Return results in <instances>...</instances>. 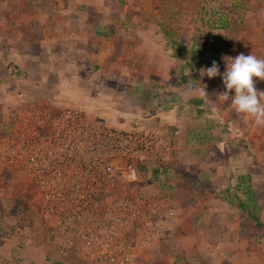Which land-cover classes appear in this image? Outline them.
Instances as JSON below:
<instances>
[{
  "label": "crops",
  "instance_id": "obj_1",
  "mask_svg": "<svg viewBox=\"0 0 264 264\" xmlns=\"http://www.w3.org/2000/svg\"><path fill=\"white\" fill-rule=\"evenodd\" d=\"M182 5L184 23L166 19L161 0H0L1 113L2 97L36 86L47 109L76 107L124 130L162 128L173 151L147 165L165 198L162 264H264V132L217 100L221 76L200 75L213 61L223 73V57L238 55L220 51L228 27L215 36L199 25V7ZM36 230L0 236V264L79 262Z\"/></svg>",
  "mask_w": 264,
  "mask_h": 264
},
{
  "label": "built area",
  "instance_id": "obj_2",
  "mask_svg": "<svg viewBox=\"0 0 264 264\" xmlns=\"http://www.w3.org/2000/svg\"><path fill=\"white\" fill-rule=\"evenodd\" d=\"M173 146L160 127L124 130L76 107L30 104L0 138V177L23 175L57 254L86 264H140L165 237V198L134 185Z\"/></svg>",
  "mask_w": 264,
  "mask_h": 264
},
{
  "label": "rangeland",
  "instance_id": "obj_3",
  "mask_svg": "<svg viewBox=\"0 0 264 264\" xmlns=\"http://www.w3.org/2000/svg\"><path fill=\"white\" fill-rule=\"evenodd\" d=\"M161 0V6L163 9L166 8V19L170 21L186 22L182 18V13L180 7L186 1L193 5L192 7L196 9L199 7L202 12L198 11V20L201 27L207 28L215 32V36H220L221 31L225 30L221 28V24H228V34H222L221 38L225 40L222 52L249 55L253 54L256 57H261V51L264 52V0ZM163 2V3H162ZM160 0H156V4H159ZM188 3L185 6L184 11L189 13L190 7ZM176 6L174 7L173 5ZM196 5V6H195ZM192 8V9H193ZM198 9V8H197ZM190 21V20H189ZM182 31V30H181ZM230 31V32H229ZM189 34V30L187 31ZM220 32V33H219ZM227 32V31H226ZM185 33V32H184ZM195 40L200 42L199 51L206 48L203 45V37L206 36L200 27L194 30ZM199 38L201 39L199 41ZM243 41V43H242ZM255 85L262 86L264 81L254 78ZM30 88V87H28ZM62 90V87L59 88ZM15 91V90H13ZM7 94L4 98V102L8 104V111L6 113H1L0 118L2 119V130L0 131V138L6 135L8 127L12 125L15 118L19 112L30 104L39 105L40 90L33 86L31 89L15 91ZM4 104V103H2ZM16 105V106H14ZM43 106L49 107V110H55L56 107L53 104H41ZM108 124L109 122L106 121ZM260 135H263L262 127L260 128ZM137 175L134 180L135 188L138 192H143L150 198H157L156 190L151 189L154 185L151 183L150 179L152 177L153 167H148ZM19 176H5L0 177V236L14 235L18 230H23L30 228L39 229L45 232V228L41 227L38 220V214L34 209L31 202V190L25 186L26 182L23 179L18 178ZM153 178V177H152ZM251 181L248 180V183ZM153 190V191H151ZM258 196V195H257ZM264 201V198L262 199ZM261 206V205H260ZM163 216V215H162ZM30 225V226H29ZM36 230V231H37ZM38 230V231H39ZM47 232V231H46ZM49 236V240L52 235L46 233ZM13 237V236H12ZM162 241L157 243L155 249L148 252L140 260V264H162L164 262L160 254L162 253ZM156 250V251H155ZM73 261V260H72ZM77 264H86L80 261ZM164 264V263H163Z\"/></svg>",
  "mask_w": 264,
  "mask_h": 264
},
{
  "label": "clouds",
  "instance_id": "obj_4",
  "mask_svg": "<svg viewBox=\"0 0 264 264\" xmlns=\"http://www.w3.org/2000/svg\"><path fill=\"white\" fill-rule=\"evenodd\" d=\"M226 71L220 72L216 61L211 67L200 70L201 77L213 78L221 76L226 91L217 96V100L227 102L239 114L253 118L257 127H264V91L256 88L254 78L264 81V58H257L253 54H238L235 58L223 57ZM191 70L186 73L189 75ZM234 91L230 97L229 93ZM202 98L208 99L205 88L200 89Z\"/></svg>",
  "mask_w": 264,
  "mask_h": 264
},
{
  "label": "trees",
  "instance_id": "obj_5",
  "mask_svg": "<svg viewBox=\"0 0 264 264\" xmlns=\"http://www.w3.org/2000/svg\"><path fill=\"white\" fill-rule=\"evenodd\" d=\"M226 28V27H228V24L226 23V24H221V28ZM12 69V71L14 72V73H17V70H16V68H14V67H12L11 68ZM146 168H144L143 170H144V172H146V170H145ZM258 223V225H262L259 221L257 222Z\"/></svg>",
  "mask_w": 264,
  "mask_h": 264
}]
</instances>
